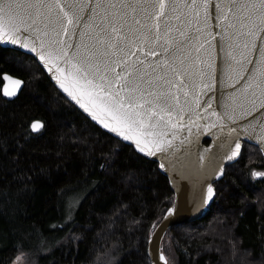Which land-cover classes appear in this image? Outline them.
<instances>
[{"label": "water", "instance_id": "obj_1", "mask_svg": "<svg viewBox=\"0 0 264 264\" xmlns=\"http://www.w3.org/2000/svg\"><path fill=\"white\" fill-rule=\"evenodd\" d=\"M5 3L23 6L17 10L23 23L18 20V30L7 36L0 31V45L33 56L55 87L85 116L156 161L167 177L173 202L156 220L146 242L150 264H167L161 246L166 231L207 212L215 195L213 182L223 176L226 164L238 158L242 141L257 146L264 157V76L260 75L264 8L248 7L258 6L260 0H164V14L158 19L154 18L160 0H0ZM57 4L63 5V11ZM64 12L73 23L67 24ZM113 24L119 36L112 33ZM109 39L114 45L111 49ZM98 40L106 43L98 44ZM92 52L97 56H91ZM114 62L121 63L115 71L130 82L119 97L124 98L125 107L135 105L140 113L137 119L143 121V127L119 126L124 135L104 126L118 127L98 106L107 84L99 95L87 85L88 80L99 85L106 76L115 94L119 86L109 70ZM72 64L87 72L86 78L78 76ZM1 77L2 95L13 99L24 86L23 78L7 71ZM15 80L20 81L18 89L11 83ZM124 83L121 79L120 84ZM136 84L139 90L129 98ZM5 88L16 89V95H4ZM161 93L166 99H157ZM33 123L43 126L35 118L30 122L32 131ZM237 144L239 154L229 159ZM158 147L167 150L157 151ZM148 151L155 155H147Z\"/></svg>", "mask_w": 264, "mask_h": 264}, {"label": "trees", "instance_id": "obj_2", "mask_svg": "<svg viewBox=\"0 0 264 264\" xmlns=\"http://www.w3.org/2000/svg\"><path fill=\"white\" fill-rule=\"evenodd\" d=\"M4 71L24 80L13 99L1 93ZM248 148L264 161L246 142L207 212L166 231L167 264L170 253L175 264H264V180L248 178ZM172 202L156 161L92 122L33 56L0 45V264L20 252L26 264H150L148 234Z\"/></svg>", "mask_w": 264, "mask_h": 264}, {"label": "snow or ice", "instance_id": "obj_3", "mask_svg": "<svg viewBox=\"0 0 264 264\" xmlns=\"http://www.w3.org/2000/svg\"><path fill=\"white\" fill-rule=\"evenodd\" d=\"M56 6L59 7L61 9V11H63V5L57 4ZM22 7L23 6L19 5V4H11V3L0 4V31H4L6 36L8 35L9 31H11L12 33H15V31L18 30V25H17L18 20L20 23H23V19L20 16L19 11H17L18 9H20ZM28 7H32V5H29ZM248 7L249 8H254V7L264 8V0H260V4L258 6L257 5H248ZM164 8H165L164 0H160V3L158 5L159 10L156 13V17L154 19H158L160 16H162L164 14L163 13ZM205 8H207V4H205ZM229 11H231L230 8H229ZM64 17L66 19L67 24L73 23L72 19L68 18L67 12H64ZM224 18L226 19L227 16L225 15ZM33 23H35V20H33ZM136 23H139V21H137ZM261 23H264V12L261 13ZM153 27L158 29L159 28L158 23H155L153 25ZM64 31L66 34L67 28H65ZM111 31H112V33H115L117 36H119V30L116 28V26L114 24L111 27ZM181 35H183V33H181ZM249 35H253V33H249ZM8 38L12 39L11 36H8ZM12 42L17 43L18 41L15 39H12ZM97 43L104 45L106 42L103 40H98ZM129 43H131V41H129ZM23 46L28 47L27 44H25ZM107 47L109 49L114 47L113 43L111 42V39H109V41L107 42ZM246 47H247V45H246ZM253 47H255V45H253ZM32 50L35 51L34 48ZM164 50L168 51L167 48H165ZM197 51H199V49H197ZM130 54L133 56L137 55L135 52H130ZM64 55H67V53L65 52ZM90 55L95 57V56H97V53L92 52V53H90ZM148 55H156V53L155 52H149ZM262 57H264V54H262ZM41 59H44V57L41 56ZM71 67L78 76L83 75L86 78L87 72H85L77 64H72ZM120 67H121V63L114 62V67L109 69L114 75L115 84L119 86L118 91L115 94H113L111 91V89L113 87V83L108 82L106 76L101 77V84H99V85L93 84V81H91V80L87 81V85L93 89L98 90L97 95H99L100 92H105L104 85L107 84L106 95L100 97V104L98 106L100 107L101 111H104L108 115L111 116L112 120L116 122L118 127H111V125L106 124V123L104 124V126L111 128V130L114 132H119L120 135H124L123 132H120L119 126L131 128L134 125L140 124V126L143 127V121H138V119H137V117L140 116V113L136 112L134 110L136 106L130 105L129 107H125L124 98L119 97V91H124L127 88L128 84L130 83L129 81H127V79L125 77L121 76V73L115 71L116 68H120ZM137 71H139V69H137ZM260 75L264 76V58H262V60H261ZM3 79L9 80L10 78L5 76V77H3ZM121 79L125 80L124 84H120ZM11 83L16 85V89H18L20 86V81H18V80L11 81ZM249 86H251V85H249ZM257 86L259 87V85H257ZM61 87L62 88L64 87L63 83H61ZM16 89L8 90L7 88H5L4 95L14 96V95H16ZM64 90L68 91L67 88H65ZM138 90H139V84H136L135 86L131 87V89L129 90V93H128L129 98H131L132 94L137 92ZM149 94L151 95V93H149ZM69 95H72V93L70 92ZM89 95L91 96L92 93H89ZM162 97H164L163 93H161L160 96L157 97V99H160ZM73 98L75 99V96ZM164 98L166 99V97H164ZM93 103H95V101H93ZM262 106H264V105H262ZM130 108L132 110H130ZM101 123H103V121H101ZM31 127H32L33 131H38L42 127V124L33 123ZM124 138L125 139H132L131 136H125ZM262 139H264V138H262ZM137 147L140 148L141 152L145 151L144 147H140V141L139 140H137ZM239 148H240V145L237 144L236 145V151L233 153L232 156L229 157V159H232L236 155L239 154ZM156 150L157 151H166L167 149L164 147H158ZM147 155H155V153L152 151H148ZM253 175L261 176V175H264V173H253ZM208 193H209V199H211L212 195H213V189L211 187H209Z\"/></svg>", "mask_w": 264, "mask_h": 264}, {"label": "rangeland", "instance_id": "obj_4", "mask_svg": "<svg viewBox=\"0 0 264 264\" xmlns=\"http://www.w3.org/2000/svg\"><path fill=\"white\" fill-rule=\"evenodd\" d=\"M254 157H257V156L253 152H251V150L250 151H246L245 167L246 166H249V169L247 170V176H248V178H251L252 180H257V179L264 180V175H261L260 177H256V176L253 175L254 170L258 169V167H256L253 164V163H255L254 162ZM245 186L249 188L250 187V184H246ZM77 193L78 192L74 193L70 197V199L68 201L69 204L70 203L73 204V211H74V207L80 202L81 198L84 195L83 192H79V194H77ZM73 211H72V208L70 206H68L67 213L66 212L65 213L69 217H67L66 215L65 216L67 218H70L73 215ZM67 218H66V221H67ZM186 228H189V225ZM186 230L188 232V229H186ZM183 249L185 250V248H183ZM168 251H172V247H170V249ZM236 252L242 253L240 248H237L236 249ZM169 257H170L171 264H172L175 261V258L173 257V255H171V253H170ZM8 264H26V258L24 256V254L22 252H20V253L16 254L13 257V259L11 260V262H9ZM174 264H175V262H174Z\"/></svg>", "mask_w": 264, "mask_h": 264}, {"label": "flooded vegetation", "instance_id": "obj_5", "mask_svg": "<svg viewBox=\"0 0 264 264\" xmlns=\"http://www.w3.org/2000/svg\"><path fill=\"white\" fill-rule=\"evenodd\" d=\"M246 146V141H242V146L241 149ZM249 150H251V148H248ZM254 162L253 163L256 167H258V169L254 170L253 173H263L264 172V161L262 159H258L256 157H254ZM255 176V175H254ZM256 177H260V176H256Z\"/></svg>", "mask_w": 264, "mask_h": 264}]
</instances>
